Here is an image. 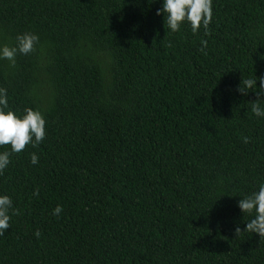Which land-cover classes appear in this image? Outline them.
I'll list each match as a JSON object with an SVG mask.
<instances>
[{
    "label": "trees",
    "instance_id": "trees-1",
    "mask_svg": "<svg viewBox=\"0 0 264 264\" xmlns=\"http://www.w3.org/2000/svg\"><path fill=\"white\" fill-rule=\"evenodd\" d=\"M161 8L0 0V45L39 36L14 67L0 60V87L46 121L0 175L19 211L0 264H264V236L235 233L253 218L238 201L264 186L259 79L238 91L264 77V0H213L207 34L171 32Z\"/></svg>",
    "mask_w": 264,
    "mask_h": 264
},
{
    "label": "clouds",
    "instance_id": "clouds-1",
    "mask_svg": "<svg viewBox=\"0 0 264 264\" xmlns=\"http://www.w3.org/2000/svg\"><path fill=\"white\" fill-rule=\"evenodd\" d=\"M149 2H154V0H149ZM162 13L164 20L166 18L168 29L173 33L179 32L182 24L188 23L193 34L197 33L201 27L207 34L213 18V0H162V8L157 10V15ZM201 43L203 47L207 46L205 41ZM38 44L39 36L35 33L26 32L17 35L15 45H0V60L9 61L14 67L17 55L33 53ZM258 79L260 84L257 91L258 98L252 104V112L255 116L264 118V106L259 100V98H264V77L255 76V79L244 80V86H240L238 91L247 94L249 90L256 88ZM45 124L44 116L39 110L26 108L24 114L18 116L9 107L7 89L0 87V146L10 145L9 150L0 152V175L10 165L12 154L21 153L27 145L37 147L43 141L46 135ZM247 140L248 138L244 137V142ZM38 162V155L31 153L30 163L36 165ZM38 194V191L33 192V195ZM238 207L242 214L253 216V218L246 223L243 231L236 227L235 233L248 231L258 234L259 237L264 236V186H260L257 191L240 199ZM10 210L12 214H19V211L13 207L12 198L6 194H0V236L11 227ZM62 211V206L57 205L52 214L59 216ZM34 235L39 238L41 233L36 231Z\"/></svg>",
    "mask_w": 264,
    "mask_h": 264
},
{
    "label": "bare ground",
    "instance_id": "bare-ground-1",
    "mask_svg": "<svg viewBox=\"0 0 264 264\" xmlns=\"http://www.w3.org/2000/svg\"><path fill=\"white\" fill-rule=\"evenodd\" d=\"M106 38V37H105ZM120 51V50H119ZM119 74H120V72H119ZM90 103V102H89ZM9 173V172H8ZM17 188V187H16ZM125 190V189H124ZM106 191V190H105ZM108 191V190H107ZM119 193V192H118Z\"/></svg>",
    "mask_w": 264,
    "mask_h": 264
}]
</instances>
